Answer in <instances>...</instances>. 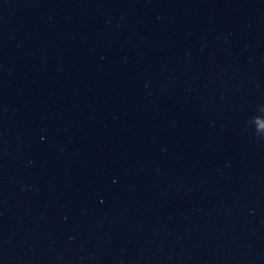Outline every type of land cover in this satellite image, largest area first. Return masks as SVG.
<instances>
[{"label":"water","instance_id":"water-1","mask_svg":"<svg viewBox=\"0 0 264 264\" xmlns=\"http://www.w3.org/2000/svg\"><path fill=\"white\" fill-rule=\"evenodd\" d=\"M0 264H264V0H0Z\"/></svg>","mask_w":264,"mask_h":264}]
</instances>
